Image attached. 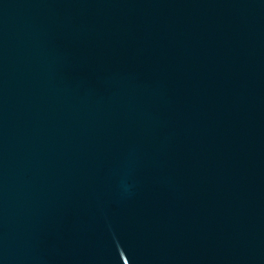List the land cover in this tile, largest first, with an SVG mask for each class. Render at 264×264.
<instances>
[{
	"label": "water",
	"instance_id": "95a60500",
	"mask_svg": "<svg viewBox=\"0 0 264 264\" xmlns=\"http://www.w3.org/2000/svg\"><path fill=\"white\" fill-rule=\"evenodd\" d=\"M0 264H264V0H0Z\"/></svg>",
	"mask_w": 264,
	"mask_h": 264
}]
</instances>
